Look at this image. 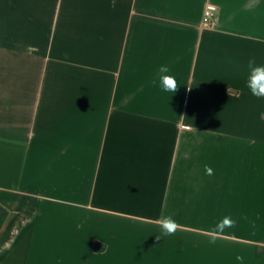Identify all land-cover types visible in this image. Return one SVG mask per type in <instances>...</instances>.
<instances>
[{
  "label": "crops",
  "instance_id": "1",
  "mask_svg": "<svg viewBox=\"0 0 264 264\" xmlns=\"http://www.w3.org/2000/svg\"><path fill=\"white\" fill-rule=\"evenodd\" d=\"M251 57L264 0H0V264H264Z\"/></svg>",
  "mask_w": 264,
  "mask_h": 264
},
{
  "label": "clouds",
  "instance_id": "2",
  "mask_svg": "<svg viewBox=\"0 0 264 264\" xmlns=\"http://www.w3.org/2000/svg\"><path fill=\"white\" fill-rule=\"evenodd\" d=\"M32 46H29L28 51H35ZM248 68V76L246 80V87L249 89L250 93L258 99H264V65H258L255 57L249 58L247 62ZM170 69L166 65H161L159 68V72L161 75L159 76L160 86L165 92H173L175 93L178 88V82L173 75H169ZM155 83V81H154ZM261 118L264 119V113L261 114ZM205 173L207 175H213V169L205 165ZM156 223L159 225L161 229L162 236H171L174 235L181 227L176 220H174L171 216L162 215ZM237 221L233 220L229 216L223 217L220 221L217 222L215 228L211 231L210 242H214L216 237L224 232L226 228H234L236 226ZM255 227V224L252 225ZM158 240L159 238L156 237ZM237 260H243V257L237 256Z\"/></svg>",
  "mask_w": 264,
  "mask_h": 264
},
{
  "label": "built area",
  "instance_id": "3",
  "mask_svg": "<svg viewBox=\"0 0 264 264\" xmlns=\"http://www.w3.org/2000/svg\"><path fill=\"white\" fill-rule=\"evenodd\" d=\"M216 13V6L208 4L203 12L202 23L204 26L209 27L212 25Z\"/></svg>",
  "mask_w": 264,
  "mask_h": 264
}]
</instances>
